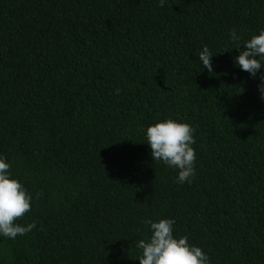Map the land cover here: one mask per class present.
<instances>
[{"label": "trees", "instance_id": "1", "mask_svg": "<svg viewBox=\"0 0 264 264\" xmlns=\"http://www.w3.org/2000/svg\"><path fill=\"white\" fill-rule=\"evenodd\" d=\"M233 28L264 29V0H0V155L36 225L0 264H139L145 218L211 264H264V100ZM167 118L195 129L191 184L141 131Z\"/></svg>", "mask_w": 264, "mask_h": 264}, {"label": "clouds", "instance_id": "2", "mask_svg": "<svg viewBox=\"0 0 264 264\" xmlns=\"http://www.w3.org/2000/svg\"><path fill=\"white\" fill-rule=\"evenodd\" d=\"M165 3L166 0H159L161 8ZM229 41L241 50L234 58V64L248 73L250 78L259 79L257 87L260 98L264 100V29L250 39H244L234 28L230 29ZM213 57L206 45L198 55L200 64L209 73L214 71ZM141 131L153 160L176 170L178 184H191L196 174V150L193 147L196 143L195 129L189 123L167 118ZM10 169L7 158L0 155V237L15 240L18 235L25 236L32 232L36 225L16 223L18 218L31 211L33 196L19 180L12 177ZM142 223L146 226V233L144 238L135 242L139 264H211L206 252L190 244L188 236L174 235L175 219L145 218Z\"/></svg>", "mask_w": 264, "mask_h": 264}]
</instances>
